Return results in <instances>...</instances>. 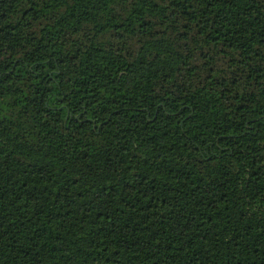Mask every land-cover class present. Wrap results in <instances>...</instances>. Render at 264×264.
Segmentation results:
<instances>
[{
    "label": "trees",
    "instance_id": "1",
    "mask_svg": "<svg viewBox=\"0 0 264 264\" xmlns=\"http://www.w3.org/2000/svg\"><path fill=\"white\" fill-rule=\"evenodd\" d=\"M0 264H264V0H0Z\"/></svg>",
    "mask_w": 264,
    "mask_h": 264
}]
</instances>
